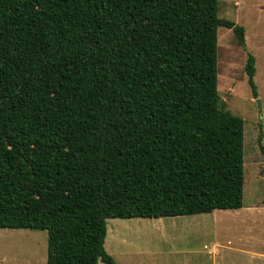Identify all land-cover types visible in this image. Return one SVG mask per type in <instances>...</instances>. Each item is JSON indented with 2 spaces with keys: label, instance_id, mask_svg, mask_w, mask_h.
I'll list each match as a JSON object with an SVG mask.
<instances>
[{
  "label": "trees",
  "instance_id": "1",
  "mask_svg": "<svg viewBox=\"0 0 264 264\" xmlns=\"http://www.w3.org/2000/svg\"><path fill=\"white\" fill-rule=\"evenodd\" d=\"M218 0H0V228L45 264H117L109 218L243 206V119L217 90ZM247 81L256 96L255 58ZM264 152V148H262Z\"/></svg>",
  "mask_w": 264,
  "mask_h": 264
},
{
  "label": "rangeland",
  "instance_id": "2",
  "mask_svg": "<svg viewBox=\"0 0 264 264\" xmlns=\"http://www.w3.org/2000/svg\"><path fill=\"white\" fill-rule=\"evenodd\" d=\"M217 14L245 30L243 48L231 29H217V90L224 107L244 122L242 211L214 210L160 221L109 218L104 247L117 264H188L201 255L197 251L210 248L216 239L211 231L221 227L227 230L220 238L231 245L219 248L217 264H264V0H218ZM247 52L255 58L256 96L244 71ZM238 242L248 247L239 252L234 249ZM46 243V230L0 228V264H45Z\"/></svg>",
  "mask_w": 264,
  "mask_h": 264
},
{
  "label": "crops",
  "instance_id": "3",
  "mask_svg": "<svg viewBox=\"0 0 264 264\" xmlns=\"http://www.w3.org/2000/svg\"><path fill=\"white\" fill-rule=\"evenodd\" d=\"M215 210H232V211H235V213H238L239 211H242V207L241 208H237V209H215ZM214 211V210H213ZM201 214H204V213H200L199 215ZM194 215V214H193ZM180 216H183V215H180ZM169 217H173V216H169ZM163 218L165 217H157L156 220L157 221H160L162 220ZM251 222H257V219H253V220H250ZM234 223H237V222H234ZM160 224V223H159ZM156 226H158L157 224H155ZM161 225V224H160ZM150 226H154V225H150ZM234 227H237V226H234ZM116 226L112 225L111 227V230H115L116 231ZM146 228H148L146 226ZM217 230V228H215ZM240 229V227H239ZM226 228L224 227H221L220 229H218L216 232L213 230L211 231V235L212 237H215L216 239H213L211 242H210V248H208L207 251H205V249H201L199 251H197L198 253H200L201 255L200 256H197V260H198V264H217V255L220 254L221 252V249L224 248V247H228L229 245H231V241L230 240H223L222 238H220V236L222 237V233L223 232H226ZM107 232H108V229H107ZM238 247L239 248H234L236 250H238L239 252L241 251H244L243 249L241 248H245V247H248V246H245L241 243H237ZM207 246L204 245V248H206ZM219 248H221L219 250ZM250 254H254V250L252 251H249ZM197 260H189L188 261V264H194L195 261ZM142 264H158L157 262H154L153 260L149 261V262H146L144 261V263L142 262Z\"/></svg>",
  "mask_w": 264,
  "mask_h": 264
}]
</instances>
